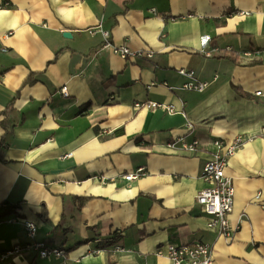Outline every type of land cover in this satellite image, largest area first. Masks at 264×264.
<instances>
[{
  "label": "crops",
  "instance_id": "1",
  "mask_svg": "<svg viewBox=\"0 0 264 264\" xmlns=\"http://www.w3.org/2000/svg\"><path fill=\"white\" fill-rule=\"evenodd\" d=\"M106 31L153 57L121 58ZM180 69L209 87L180 89ZM149 101L176 113L134 108ZM238 135L227 240L196 195L214 141ZM26 220L66 257L26 249ZM199 241L217 264H264V0H0V254L24 247L4 264H170L159 247Z\"/></svg>",
  "mask_w": 264,
  "mask_h": 264
},
{
  "label": "built area",
  "instance_id": "2",
  "mask_svg": "<svg viewBox=\"0 0 264 264\" xmlns=\"http://www.w3.org/2000/svg\"><path fill=\"white\" fill-rule=\"evenodd\" d=\"M9 6V3L5 4ZM107 47L112 48L115 54H118L123 59L127 58H143L150 59L153 57L151 50L133 51L128 46H114L110 40V32H103ZM208 47H203L201 52L208 57L213 56L215 50L208 51ZM259 52V51H258ZM257 52V53H258ZM255 52L243 51L240 54L244 57H252ZM178 73L185 78V82L180 86V89L190 92H204L210 85V82L200 81L196 78L194 70L180 69ZM217 77L214 78L216 80ZM63 96L67 97L68 92L66 88L61 90ZM257 96L262 95V91L256 93ZM136 110L143 108L151 110H161L168 114L176 113V109L172 104H164L159 102H136L134 104ZM187 129H193L192 124L187 125ZM246 138L242 135L236 136L231 141H224L216 139L214 146L216 152L213 157L206 162L203 167L201 178L207 186L199 191L196 195V202L201 207L202 212L208 218V228L215 231L219 237L227 240H232L237 227L231 223L230 216L233 213L235 205V187L232 179L226 174L229 160L235 153L245 144ZM171 150H183L187 152H197L199 142L193 140L192 142L186 141L183 137L174 139L167 144ZM145 175L144 169L139 168L135 173L125 176V179L135 180ZM260 195H256L255 200H258ZM24 229L27 236L31 239L25 247L26 249L33 250L41 259L49 257H56L64 259L66 252L64 249L50 246V244L42 241H37L38 226L31 221L23 222ZM117 251H125L124 248L117 246ZM24 247L14 246L0 254V264L12 262L13 260L22 257ZM157 256H166L170 264H217L214 259L213 248L210 244L199 241L184 245L168 244L159 247L156 251Z\"/></svg>",
  "mask_w": 264,
  "mask_h": 264
},
{
  "label": "trees",
  "instance_id": "3",
  "mask_svg": "<svg viewBox=\"0 0 264 264\" xmlns=\"http://www.w3.org/2000/svg\"><path fill=\"white\" fill-rule=\"evenodd\" d=\"M228 15H229V13H228ZM32 79L35 80V78H32ZM26 83H33V80L28 79V80L26 81ZM7 126H9V127H13L14 125H13V124H7ZM137 142H140V141L138 140ZM88 199H89V198H87V197H76V198H75V201H76L77 203H82V204H84ZM6 212H7V211H6ZM6 212H4L3 214H5Z\"/></svg>",
  "mask_w": 264,
  "mask_h": 264
},
{
  "label": "water",
  "instance_id": "4",
  "mask_svg": "<svg viewBox=\"0 0 264 264\" xmlns=\"http://www.w3.org/2000/svg\"><path fill=\"white\" fill-rule=\"evenodd\" d=\"M64 36L67 37V38H71L72 34H70V33H64Z\"/></svg>",
  "mask_w": 264,
  "mask_h": 264
},
{
  "label": "rangeland",
  "instance_id": "5",
  "mask_svg": "<svg viewBox=\"0 0 264 264\" xmlns=\"http://www.w3.org/2000/svg\"><path fill=\"white\" fill-rule=\"evenodd\" d=\"M43 242V241H42Z\"/></svg>",
  "mask_w": 264,
  "mask_h": 264
}]
</instances>
